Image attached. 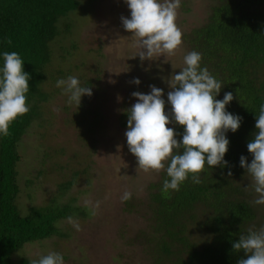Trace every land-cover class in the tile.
Here are the masks:
<instances>
[{
  "label": "trees",
  "instance_id": "obj_1",
  "mask_svg": "<svg viewBox=\"0 0 264 264\" xmlns=\"http://www.w3.org/2000/svg\"><path fill=\"white\" fill-rule=\"evenodd\" d=\"M213 1L208 15L184 35V41L189 52L201 54L200 67H206L221 82L216 99L222 100L227 92L233 94L226 111L241 117V125L235 133L229 130L225 134L229 140L226 167L205 165L201 183H193L190 175L179 191L168 193L162 191L164 180L169 179L162 170L149 186L151 230L142 240L151 247L153 264H238L246 255L234 251L233 243L249 229L264 227V205L254 203L257 194L249 183L251 177L240 166L241 156L249 164L253 159L247 144L257 131L256 116L264 104V0ZM80 9L78 0H0V68L3 53L14 51L30 76L26 93L30 110L10 125L7 137L0 136V264H14L13 257L28 244L66 238L59 223L79 213L73 203H59L57 198L22 213L18 168L22 138L34 124L43 122L42 104L51 99L43 87L48 79L56 80L49 77L53 55L58 51L55 43L72 33L70 15ZM65 53H60L62 61L72 55ZM58 75L65 76L63 70ZM129 109L125 107L121 115L125 128ZM171 128L180 142L183 127L171 123ZM71 185L60 189L64 192ZM127 206L132 205L127 202ZM194 229L201 230L206 238L201 248L192 239Z\"/></svg>",
  "mask_w": 264,
  "mask_h": 264
},
{
  "label": "rangeland",
  "instance_id": "obj_2",
  "mask_svg": "<svg viewBox=\"0 0 264 264\" xmlns=\"http://www.w3.org/2000/svg\"><path fill=\"white\" fill-rule=\"evenodd\" d=\"M78 1L81 9L69 19L72 33L55 43L58 51L49 77L56 80L48 79L43 87L51 96L42 104L43 122L34 124L19 146L18 204L25 214L56 198L59 203H73L79 210L73 220L80 230L68 220L62 221L59 228L66 238L28 244L13 257V263L32 264L57 252L64 264H153L151 247L142 237H148L151 230L149 186L159 176L137 172L121 115L125 107L137 102L132 93L149 94L150 86L163 90L165 114L171 112L168 80L185 66L183 59L189 49L184 35L208 15L214 1L181 0L176 24L182 44L174 56H154L151 61L140 60L141 49L122 26L121 17H131L124 0ZM65 52L72 55L62 61L59 56ZM59 70L65 76L58 75ZM69 76L76 77L82 87L91 81L94 84L92 95L83 96L79 107L70 105L63 89L56 87L57 80ZM137 78L139 85L133 83ZM167 127L171 128V123ZM69 183L72 185L63 192L60 186ZM126 191L131 198L123 201ZM192 239L201 248L206 238L194 229Z\"/></svg>",
  "mask_w": 264,
  "mask_h": 264
},
{
  "label": "clouds",
  "instance_id": "obj_3",
  "mask_svg": "<svg viewBox=\"0 0 264 264\" xmlns=\"http://www.w3.org/2000/svg\"><path fill=\"white\" fill-rule=\"evenodd\" d=\"M124 2L131 17L122 16V26L141 49L138 53L140 60L174 56L182 44V32L176 24L181 0ZM7 42L11 44L10 39ZM201 59L200 53L189 52L183 59L185 66L168 80L167 103L171 112L167 115L162 89L150 86L149 94L132 93L137 102L127 113V146L137 160V172L159 174L166 170L169 179L163 182L164 193L179 191L180 185L190 175L193 183H201L200 174L205 165L212 169L226 167L224 157L229 140L225 134L229 130L235 133L241 125V117L226 111L233 94L227 92L222 100L216 99L222 84L206 67H200ZM3 60L0 68V136L7 137L10 125L30 110L26 102L30 76L24 71V63L18 53L6 51ZM133 83L139 85L140 80L134 79ZM56 87L63 89L70 105L75 103L78 107L83 96L92 95L91 88L82 87L74 76L57 80ZM170 123L183 127L180 142L174 128L167 127ZM255 128L254 138L247 144L253 159L249 164L246 157L241 156L240 166L251 177V186L257 194L254 203L264 205V104L259 108ZM228 175H232L231 171ZM130 198L131 193L126 191L121 199L126 201ZM68 222L80 230L79 223L72 217H68ZM232 247L246 255L238 264H264V227L258 231L249 229L248 234L241 235ZM32 264H64V260L60 253L50 252Z\"/></svg>",
  "mask_w": 264,
  "mask_h": 264
}]
</instances>
